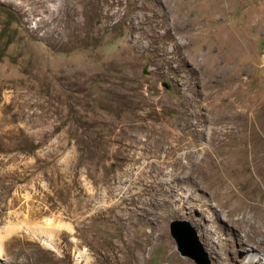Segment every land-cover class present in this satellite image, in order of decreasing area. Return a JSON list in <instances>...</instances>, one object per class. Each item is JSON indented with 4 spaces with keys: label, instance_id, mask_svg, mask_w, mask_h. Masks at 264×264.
I'll list each match as a JSON object with an SVG mask.
<instances>
[{
    "label": "rangeland",
    "instance_id": "374dc122",
    "mask_svg": "<svg viewBox=\"0 0 264 264\" xmlns=\"http://www.w3.org/2000/svg\"><path fill=\"white\" fill-rule=\"evenodd\" d=\"M173 220L264 259V0H0V264H197Z\"/></svg>",
    "mask_w": 264,
    "mask_h": 264
},
{
    "label": "water",
    "instance_id": "95a60500",
    "mask_svg": "<svg viewBox=\"0 0 264 264\" xmlns=\"http://www.w3.org/2000/svg\"><path fill=\"white\" fill-rule=\"evenodd\" d=\"M169 231L174 238L178 251L193 259L197 264H210L198 239L196 230L185 220H173Z\"/></svg>",
    "mask_w": 264,
    "mask_h": 264
},
{
    "label": "bare ground",
    "instance_id": "6f19581e",
    "mask_svg": "<svg viewBox=\"0 0 264 264\" xmlns=\"http://www.w3.org/2000/svg\"><path fill=\"white\" fill-rule=\"evenodd\" d=\"M244 136V135H243ZM223 164V163H222ZM224 167V166H223ZM250 232L252 234H262L263 232L261 230L258 229V227L256 226H251V230ZM263 235V234H262ZM245 238L248 240L250 238V236H252L251 234H249V232L245 231L244 234ZM262 244H264V240H261ZM241 244V243H240ZM242 245V244H241ZM1 250V249H0ZM248 253V255H250V261L249 262H257L258 264H264V259L263 257H261V252H259V249L256 247H251L250 249H248L246 251ZM264 255V254H263ZM250 264V263H249ZM256 264V263H255Z\"/></svg>",
    "mask_w": 264,
    "mask_h": 264
}]
</instances>
